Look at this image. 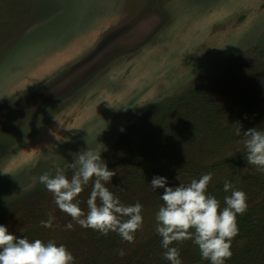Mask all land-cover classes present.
Returning a JSON list of instances; mask_svg holds the SVG:
<instances>
[{
	"label": "rangeland",
	"instance_id": "374dc122",
	"mask_svg": "<svg viewBox=\"0 0 264 264\" xmlns=\"http://www.w3.org/2000/svg\"><path fill=\"white\" fill-rule=\"evenodd\" d=\"M199 86L218 112L214 152L200 139L144 178L128 172L118 152L127 126ZM237 123L242 134L264 130V0H0V225L18 239L63 244L74 264H170L155 231L163 189L151 187L154 176L176 187L210 172L207 191L221 209L225 181L246 193L248 208L264 204V174L248 164ZM88 147L116 173L106 187L143 206L134 242L111 232L101 246L33 183L57 167L71 179L75 154ZM92 184L74 201L85 214ZM49 214L52 227H42ZM171 246L183 264H207L194 261L191 240Z\"/></svg>",
	"mask_w": 264,
	"mask_h": 264
},
{
	"label": "clouds",
	"instance_id": "9594fccd",
	"mask_svg": "<svg viewBox=\"0 0 264 264\" xmlns=\"http://www.w3.org/2000/svg\"><path fill=\"white\" fill-rule=\"evenodd\" d=\"M235 135L242 136L248 164L264 174V130L251 128L242 134L237 123ZM85 140L87 142V137ZM70 167L74 170L71 179L57 167L54 176L45 172L33 178V183L38 179L53 194L59 210L80 226L104 236L116 232L123 240L134 242L135 233L143 226V206L140 203L124 205L106 187L116 173L102 160L101 151L88 147L75 154V162ZM212 179L213 174L209 172L199 179H192L187 185L180 183L179 186L168 187L167 179L161 176H154L150 183L153 189H163V205L156 213L155 231L162 238L163 258L170 264H183L179 248L171 245L185 240H192L198 246L201 258L210 264H226L232 257V240L239 234L237 215L247 211V195L236 190L230 181H225L224 191L230 195L224 197L226 206L221 209L220 201L207 193ZM90 181L93 184L85 214L79 202L74 201ZM53 219L49 214V219L41 221V226L51 228ZM72 227L71 223L66 225L67 230ZM119 255L123 257L124 251L119 250ZM74 261L73 254L63 244L58 246L53 241L18 239L10 234L7 227L0 225V264H74Z\"/></svg>",
	"mask_w": 264,
	"mask_h": 264
},
{
	"label": "trees",
	"instance_id": "16d2710c",
	"mask_svg": "<svg viewBox=\"0 0 264 264\" xmlns=\"http://www.w3.org/2000/svg\"><path fill=\"white\" fill-rule=\"evenodd\" d=\"M250 104L253 106L255 102L251 100ZM216 110L215 103L208 98L204 88L199 86L167 100L155 111L141 116L125 129L123 137L126 139L122 143L126 144H118V152L124 166L127 167L126 170L138 176L143 172L140 177L144 178L148 166L156 168V165L165 159L171 162V158L175 157L176 149H179L177 147L185 149L187 143L195 144L200 139L198 144L205 149V154H212L221 141L211 132L217 123ZM241 113L242 111L239 110L238 115L241 116ZM176 115L178 118L175 120ZM116 158L117 156L113 157L111 162H117ZM232 162L237 163L238 158L233 159ZM189 166L193 167V163H189ZM170 178L173 179L174 176ZM207 193L210 194V190ZM237 222L239 234L232 240V257L226 261V264H261L264 257V204L247 208L243 215H237ZM94 238L102 246L104 240L111 238V232L104 236L94 230ZM239 240L246 241L242 248L237 247ZM191 242L193 243L192 240ZM195 251V262L206 261L201 258L197 245ZM98 259L100 260V257ZM206 262L210 263V261Z\"/></svg>",
	"mask_w": 264,
	"mask_h": 264
},
{
	"label": "crops",
	"instance_id": "0c3cea01",
	"mask_svg": "<svg viewBox=\"0 0 264 264\" xmlns=\"http://www.w3.org/2000/svg\"><path fill=\"white\" fill-rule=\"evenodd\" d=\"M59 71V70H58Z\"/></svg>",
	"mask_w": 264,
	"mask_h": 264
}]
</instances>
